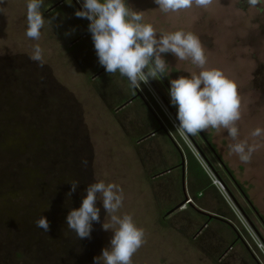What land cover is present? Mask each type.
I'll list each match as a JSON object with an SVG mask.
<instances>
[{"label":"rangeland","instance_id":"rangeland-1","mask_svg":"<svg viewBox=\"0 0 264 264\" xmlns=\"http://www.w3.org/2000/svg\"><path fill=\"white\" fill-rule=\"evenodd\" d=\"M57 2L45 0L41 38L31 40L26 36L27 0H0V264H93L113 235L102 229L104 220L109 222L102 202L97 201L100 222L93 224L90 238L79 239L70 231L66 216L80 207L87 186L100 181L122 189L117 215L132 216L144 231L132 264H264V0L255 6L249 0H211L206 7L193 3L169 13L154 0H127L158 33L196 35L206 67L222 70L236 83L241 98L236 126L239 140L253 148L250 160L244 163L230 151L234 141L226 129L208 128L193 137L214 167L228 168L231 190L262 239L237 208H226L234 232L219 221L203 224L197 212L205 214L187 178V152L196 154L168 112V88L155 77L164 102L149 82L133 87L119 73L96 76L104 68L91 35L78 40L90 21L75 16L81 8L77 0ZM36 45L42 49V65L30 59ZM164 58L168 83L200 71L171 53ZM131 87L142 97L121 107L134 96ZM156 123L164 137L153 134ZM256 129L260 136L252 135ZM176 149L185 156L186 192L180 171H170L178 165ZM72 180L79 186L69 198ZM213 185L223 188L219 182ZM212 194L210 206L218 208L216 196L225 197ZM184 195L193 206L170 214L185 202ZM41 216L50 222L48 232L36 227Z\"/></svg>","mask_w":264,"mask_h":264},{"label":"clouds","instance_id":"clouds-1","mask_svg":"<svg viewBox=\"0 0 264 264\" xmlns=\"http://www.w3.org/2000/svg\"><path fill=\"white\" fill-rule=\"evenodd\" d=\"M81 8L75 11L78 18L90 21L88 31L94 45L99 64L106 73L126 77L130 84L147 83L149 78L162 76L169 66L164 56L171 53L177 60H190L197 73L170 80L168 95L170 103L177 109L179 121L176 129L181 133L196 136L208 128L226 129L234 141L230 151L247 163L253 148L239 140L237 121L241 119V98L236 83L222 70L207 68V57L200 39L191 32L177 30L158 33L152 24L144 22L141 11L129 8L127 0H77ZM255 6L258 0H249ZM163 13L178 12L190 8L193 3L206 7L211 0H154ZM71 4V3H70ZM45 0H27L26 36L39 40L45 25L42 8ZM71 31H75L72 29ZM71 32L66 33V35ZM30 59L43 64L42 49L34 46ZM252 135L260 136L256 129ZM86 163V162H84ZM71 185L67 196L76 191L78 180ZM102 202L109 222L102 223L104 231L113 233L108 247L99 256L93 257V264H132L134 253L144 243V231L130 215H117L123 205L122 189L114 183L103 181L89 184L86 196L79 208L71 209L66 216V224L79 239L91 237L93 224L100 222ZM36 227L45 232L50 230V222L41 216Z\"/></svg>","mask_w":264,"mask_h":264},{"label":"trees","instance_id":"trees-1","mask_svg":"<svg viewBox=\"0 0 264 264\" xmlns=\"http://www.w3.org/2000/svg\"><path fill=\"white\" fill-rule=\"evenodd\" d=\"M89 35H91V34L88 33L87 37ZM158 78L169 89L170 85L167 82V79L164 76V74L162 76L158 75ZM148 82L152 86H154V88L158 91V89L156 88L157 84L154 81V79L149 78ZM134 93H135V97L131 99V102H130L131 104H133V102L139 101L141 99L140 97H142L139 95V93L136 90H134ZM158 93H159V96L162 98V100L164 102H167L166 99L164 98L165 96H163L161 91L160 92L158 91ZM166 107L169 108L168 112L174 118V120L177 123H179V121L176 118L177 109L174 106H172L169 102L166 103ZM146 110H148V109L146 108ZM156 124H157L156 129L154 130L153 134L157 135V134L161 133V134H163V137H164L165 136L164 135L165 134L164 129H162L160 124H158V123H156ZM185 135H187V134H185ZM187 138L189 139V141H191L194 153L197 155V156L195 155V157H194V155H191L189 152H187V156H188V158H187L188 159L187 160L188 161L187 162V176L188 177L187 178H189L188 180H189V186H190L191 192H195L194 193L195 194L194 199L196 201L197 208L200 209V211L203 210L202 212L205 211L206 213L212 214V215L220 217L222 219V220H218L217 218H210V220H209L208 216L206 217V216L202 215L201 213L197 212L198 216L203 219V224L206 227H209L212 221H214V220L219 221V222L224 223L226 225V227L230 228L234 232L235 229H234V227H232V224H231L232 219L230 218V215H229L230 213H228L226 211V208H229L231 210L237 208L240 211L239 215H242L245 218V220L249 223L250 227L256 232L257 236L260 239H262L260 237L259 233L257 232L256 227H254L255 225L253 226L254 223L250 219L247 211L246 210L244 211L241 208L239 202L237 201V198L234 196V193L231 190L229 180H233V178H232V175L229 173L228 168L226 166H223L222 167L223 172L218 170L216 167H214L210 156L208 154H206L205 151L203 150V148L197 143V140L194 137H190V135H187ZM202 142H205L206 146L211 151L212 156H214L216 158L219 157L216 150H214V148L206 140V138L203 137ZM176 152H177L178 165H175L174 168H172L170 171L174 172V171H176L175 169L179 170L180 174H181L180 180L183 181V178H182L183 177V175H182V163H183V161L181 162V157L183 156V159L185 160V156L182 152H178L177 149H176ZM198 159L202 162V164H204L205 166H207L210 169V171L212 172L211 176L207 175V173L204 171L202 166L199 165ZM185 167H186V162H185ZM162 174H164V173H162ZM209 177H210V179H209ZM214 181L219 182L222 185V187H224L225 189L221 188V186H219V185H216L219 188V189H217V187H215L213 185ZM233 182H234V180H233ZM214 192L217 194L218 193L222 194L227 199L226 200L225 198L217 195L216 197L218 199V204H219L218 208H214V207L212 208L210 206V204L212 205V202H213V198H212L213 194L212 193H214ZM210 195H212V196H210ZM184 197H185V195H184ZM192 209L195 210L193 207H192ZM235 211H237V210H235ZM229 212H230V210H229ZM230 247H234V246H230Z\"/></svg>","mask_w":264,"mask_h":264},{"label":"flooded vegetation","instance_id":"flooded-vegetation-1","mask_svg":"<svg viewBox=\"0 0 264 264\" xmlns=\"http://www.w3.org/2000/svg\"><path fill=\"white\" fill-rule=\"evenodd\" d=\"M64 1H65V0H59V2H57V5L60 6L62 3H64ZM88 33H89L88 29H87V31L82 32V35H81L80 37H78V40L85 39V38L87 37V34H88ZM103 74H107L106 71H105V69H102V71H100L96 76H98V77H99V76H103ZM131 90H133V92H134L135 89L132 87ZM159 92H160V90H159ZM134 97H135V93H134V96H133L132 98H134ZM132 98H131V99H132ZM131 99L128 100V102L124 103L121 107H126V106L130 105V104H131V103H130V102H131ZM190 137H193V136H190ZM202 138H203V137H202ZM181 156H182V155H181ZM182 161H183V162L185 161V160L183 159V156L181 157V162H182ZM182 175H183V170H182ZM182 178H183V177H182ZM183 190H184V189H183ZM242 194H243L244 198H246L245 195H244V193H242ZM185 197H186V196H185ZM240 206H241V205H240ZM241 208H242V207H241ZM242 209H243V208H242ZM243 210H244V209H243ZM244 211H245V210H244ZM168 215H169V214H168ZM168 215H167V216H168ZM167 216H166V217H167ZM204 216H206V215H204ZM206 217H207V216H206ZM219 219H221V218L219 217ZM219 219H218V220H219ZM221 220H222V219H221ZM228 225H229V224H228ZM253 226H254V224H253ZM254 227H255V226H254Z\"/></svg>","mask_w":264,"mask_h":264},{"label":"water","instance_id":"water-1","mask_svg":"<svg viewBox=\"0 0 264 264\" xmlns=\"http://www.w3.org/2000/svg\"><path fill=\"white\" fill-rule=\"evenodd\" d=\"M182 170H183V187H184V191H185V185H186V167H185V162H183L182 163ZM223 189H225L224 187H223ZM186 192V191H185ZM186 204H189V205H191V206H193V203L192 202H190V200H189V198L186 196V200H185V202L184 203H182L180 206H178L177 208H175L172 212H170V214L171 213H173V212H175V211H177V210H180L182 207H184ZM200 211V210H199ZM202 212V211H201ZM206 216H208V217H210V218H217V219H219V217H217V216H214V215H211V214H209V213H206V212H203ZM259 216V215H258Z\"/></svg>","mask_w":264,"mask_h":264}]
</instances>
